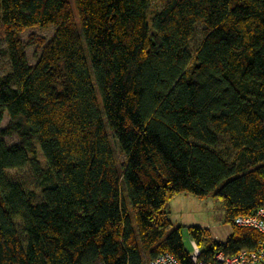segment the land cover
<instances>
[{
    "label": "trees",
    "instance_id": "1",
    "mask_svg": "<svg viewBox=\"0 0 264 264\" xmlns=\"http://www.w3.org/2000/svg\"><path fill=\"white\" fill-rule=\"evenodd\" d=\"M151 5L0 0V134L17 138H0V264H191L166 210L181 193L218 199L233 228L189 227L203 258L261 238L234 219L264 208V0Z\"/></svg>",
    "mask_w": 264,
    "mask_h": 264
},
{
    "label": "rangeland",
    "instance_id": "2",
    "mask_svg": "<svg viewBox=\"0 0 264 264\" xmlns=\"http://www.w3.org/2000/svg\"><path fill=\"white\" fill-rule=\"evenodd\" d=\"M163 6V0H152L151 12L160 9ZM34 34L37 37H43L46 41L52 39L54 35V29L47 30L32 29L24 32L21 35L23 41H27L29 35ZM202 42L201 34L198 31L197 41L194 45ZM0 51H3V55L0 57V75H5L10 72V63L5 52V42L1 32L0 21ZM35 47L28 48L26 51L28 61L31 65H34L36 59L34 57L36 52ZM99 102V98H98ZM101 109V104L99 102ZM8 122L7 115L4 116L2 123L0 124V130L5 129ZM0 138L5 141L8 146H11L17 142L16 136L13 135H1ZM111 145L115 151V158L117 163L125 164L126 157L120 151L116 141L109 136ZM119 165V164H118ZM9 176L15 180H27L28 170H11L8 172ZM166 210L169 213V219L173 228H180L182 236V244L184 249L192 254L193 246L192 241L188 233L189 227H200L209 232L210 238L214 242L223 243L233 233V228L230 224H226L223 221L222 205L218 199L209 196L205 199H199L190 193H181L174 197L166 205Z\"/></svg>",
    "mask_w": 264,
    "mask_h": 264
},
{
    "label": "built area",
    "instance_id": "3",
    "mask_svg": "<svg viewBox=\"0 0 264 264\" xmlns=\"http://www.w3.org/2000/svg\"><path fill=\"white\" fill-rule=\"evenodd\" d=\"M234 225L257 231L261 238L252 250H241L235 255L228 256L223 252H216L208 259L202 257L200 248L192 242L193 252L190 254L191 264H264V208L258 209L251 216H239L234 219ZM150 264H181L169 253L156 256Z\"/></svg>",
    "mask_w": 264,
    "mask_h": 264
}]
</instances>
